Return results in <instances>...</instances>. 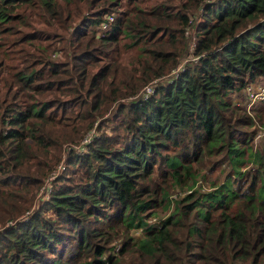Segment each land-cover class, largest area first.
Instances as JSON below:
<instances>
[{
  "label": "trees",
  "instance_id": "trees-1",
  "mask_svg": "<svg viewBox=\"0 0 264 264\" xmlns=\"http://www.w3.org/2000/svg\"><path fill=\"white\" fill-rule=\"evenodd\" d=\"M70 1L0 0V264L264 262V139L252 144L264 97L248 109L233 101L264 75V0L203 3L195 58L120 101L119 137L100 132L70 153L48 196L18 218L61 141L177 61L198 0H73L99 6L77 22ZM34 7L52 29H19ZM57 49L62 59L50 57ZM203 164L218 173L207 179Z\"/></svg>",
  "mask_w": 264,
  "mask_h": 264
},
{
  "label": "rangeland",
  "instance_id": "rangeland-1",
  "mask_svg": "<svg viewBox=\"0 0 264 264\" xmlns=\"http://www.w3.org/2000/svg\"><path fill=\"white\" fill-rule=\"evenodd\" d=\"M121 1L123 2L124 0H121ZM150 1L151 0H142V3H143V5L146 6V4ZM208 1H211V0H198L197 3L195 4V6L193 7V9H191V11H189V13L187 15L189 23L187 25H184V26L182 25V34H183L184 40H185L184 46H183L184 48H183L181 54L178 56L177 61L168 70H166V72L164 74H162L161 76H159L156 79L152 80L150 78L151 80L148 79L147 81L143 82L134 91V93H129L127 95L119 96V97L113 99V101H111L108 105H106L105 108L101 111V115L95 116V118L93 119L90 126H87V128L82 129L78 133V135L75 136L73 139H66V140H63L60 142L59 147H57V149L53 153V155L55 156V159L53 161H51L50 163L48 162L49 164L44 165V166H43V164L41 165V163H40V165L43 166V170L45 169V172H44L45 174L43 175L41 182H40L34 196L32 197L29 205L27 206V208L24 209L23 213L21 212L18 215V218H22V219L25 218L27 216L28 212L32 211V209H34V207H36L38 205V203L41 201V199L43 197L48 196L47 193L44 196L43 188H41V184H42L43 180L52 172V170L55 169L59 163L62 164V167H60V169L57 171V175H58L59 173H61L64 170V167H65L64 163L67 159V156L70 153L71 154L75 153V154L79 155L82 152H84L87 148V145L84 144L82 152L78 153V152H75V150H74L75 148L71 147L72 144L78 143L79 140L83 137V135L89 130H92V135L94 134L93 136H97L100 132L104 133V134L112 135V136H118L117 134L122 133V130H121L122 128H120V126L118 125L117 120L115 119L116 117L114 116L113 113L115 112L120 101L125 102V101H130V100H134V99L138 98L143 93L142 86L145 83L149 82V84L152 86L155 82L159 83L162 80H168L169 78L172 77L173 71H178V69H182V67L185 65V63L187 61L195 58V56L192 54L193 41H194L195 36H196L195 24L200 18L201 11L203 10V5H204L203 3L208 2ZM70 2L72 5H77V12L79 13L78 15H76L72 18V22H77L84 15H88L92 10L99 7L96 4V2L83 3L82 1H73V0H71ZM199 6H201L200 9H199ZM119 10H120V5L116 4L115 7L113 8V12H112L113 15L118 14ZM35 11H36V7L32 8L30 11L31 15H32L30 18L32 19V21L28 22L27 24H22L19 27V29L20 30H27V29H32V27H34V26L37 28L42 26L43 31H47V30L52 29L48 23H45L48 26L43 25L44 22L41 19H39L38 16H36L34 14ZM55 30L59 33L63 32V30L59 27H58V29H55ZM42 36H44V34H42ZM121 40H124V38H121ZM17 44L18 43H16V45ZM18 51L19 50L8 51L9 55H11V60H10L9 64L12 67L17 66L18 61L13 57H14V55H17ZM56 51H57L58 55H56V53H53V55H55V56L50 54V57L53 59H57V56H58L59 57L58 59H62L63 58L62 55H64L63 50L57 49L54 52H56ZM8 52L6 55H8ZM123 53L124 52H121L122 55H119V56H121V58L123 60H125V56H127V55H123ZM262 77H259V78L257 77L256 79L251 81L250 84H248V87H250V90H254L252 88V86L255 87L257 84L264 83V75ZM257 99H259V98L255 97L252 99V96L250 99V96L248 94V89H247V91L243 90L242 96H233V101H236V103H239V104H244L246 109L250 108V106L254 102L258 101ZM69 105H70V101L65 103V107H69ZM100 107H102V106H100ZM102 118H104L105 120L103 121L102 124H100L98 126V121H100ZM83 124H84V122L81 123L82 126H83ZM254 125L255 126H254V134L252 137V139H253L252 144H253V147H260L261 141H262V139H264V124H260L259 121L257 119H255ZM91 140H89V142ZM47 157H48V155H47ZM206 168H207L206 165L203 164L202 165V171L207 170V171H205V177L207 179L211 178L215 173H218L215 170L210 171ZM53 179H55V176H53L49 180V182L52 181ZM52 183L53 182H50V187H51ZM199 183H201L200 189H206L205 182L200 181ZM186 190H189V189L187 188ZM175 193L180 194L179 190L175 188L173 190V192L170 193V195L174 196ZM163 214H164V212H161V216H163ZM4 219H3L4 220L3 222L5 223V225L8 223H11V220H9V218H7V216H5ZM148 221H156V219L153 218V216L151 215V216H149ZM0 228H1V224H0ZM114 244L115 245L113 246L112 251L116 253L117 249L119 247V242H115ZM260 263H262V262H260ZM257 264H259V263H257Z\"/></svg>",
  "mask_w": 264,
  "mask_h": 264
},
{
  "label": "built area",
  "instance_id": "built-area-1",
  "mask_svg": "<svg viewBox=\"0 0 264 264\" xmlns=\"http://www.w3.org/2000/svg\"><path fill=\"white\" fill-rule=\"evenodd\" d=\"M200 8H201V6H199V9ZM112 17H113V14L112 13H103V20L100 23V27H105L106 23L108 21H110L112 19ZM172 73L174 74V73H176V71H173ZM153 79H156V78H153ZM252 88L254 90H250V87H247L248 94L250 96V99H251V96H252V99L255 98V97L262 98L264 96V83L257 84L255 87L252 86ZM152 89H153V85L151 86L149 84V82L145 83L142 86L143 93H142V95L139 96V98L141 97V99H142V98L146 97L150 92H152ZM93 135H92V130L87 131L83 135V137L79 140V142L78 143H75V144H72L71 147L72 148H75L74 149L75 152H78V153L82 152L83 145L84 144L86 145V143H88L89 140H91L94 137ZM60 167H62V164L59 163L57 165V167L55 169H53L52 172L43 180V182L41 184V188H43V194H44V196L46 195V193L50 189V182H49V180L53 176H56L57 175V171L60 169ZM259 264H264V262L259 263Z\"/></svg>",
  "mask_w": 264,
  "mask_h": 264
}]
</instances>
